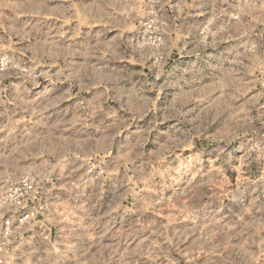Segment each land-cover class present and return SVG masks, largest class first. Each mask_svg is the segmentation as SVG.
Wrapping results in <instances>:
<instances>
[{
    "label": "rangeland",
    "instance_id": "374dc122",
    "mask_svg": "<svg viewBox=\"0 0 264 264\" xmlns=\"http://www.w3.org/2000/svg\"><path fill=\"white\" fill-rule=\"evenodd\" d=\"M0 194L4 264H264V0H0Z\"/></svg>",
    "mask_w": 264,
    "mask_h": 264
},
{
    "label": "built area",
    "instance_id": "2783aa9c",
    "mask_svg": "<svg viewBox=\"0 0 264 264\" xmlns=\"http://www.w3.org/2000/svg\"><path fill=\"white\" fill-rule=\"evenodd\" d=\"M21 206V201H17L13 205V209ZM4 207L2 205L1 194H0V264H4V250L8 247L10 240L14 237L13 230L10 229V218L5 216L6 213L3 211ZM12 211V210H10ZM35 216L34 212L20 213L18 214L19 221L30 219Z\"/></svg>",
    "mask_w": 264,
    "mask_h": 264
},
{
    "label": "crops",
    "instance_id": "0c3cea01",
    "mask_svg": "<svg viewBox=\"0 0 264 264\" xmlns=\"http://www.w3.org/2000/svg\"><path fill=\"white\" fill-rule=\"evenodd\" d=\"M175 35H176V34L174 33L173 37H175ZM172 54H173V56H174V55H176V54H178V53H177V52H176V53H173V51H172ZM174 57H175V56H174ZM179 57H180V56H179ZM179 57H178V59H179Z\"/></svg>",
    "mask_w": 264,
    "mask_h": 264
}]
</instances>
